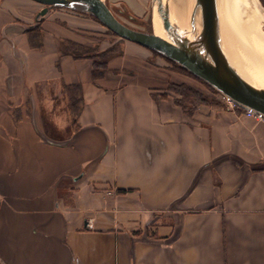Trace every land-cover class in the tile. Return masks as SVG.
Instances as JSON below:
<instances>
[{
    "label": "crops",
    "instance_id": "crops-1",
    "mask_svg": "<svg viewBox=\"0 0 264 264\" xmlns=\"http://www.w3.org/2000/svg\"><path fill=\"white\" fill-rule=\"evenodd\" d=\"M8 3L0 264H264V122L215 102L183 106L167 78L124 68L128 54L152 56L132 41L92 76L93 58L67 51L91 45L89 17L49 10L36 44ZM65 84L80 85L74 125Z\"/></svg>",
    "mask_w": 264,
    "mask_h": 264
},
{
    "label": "water",
    "instance_id": "water-1",
    "mask_svg": "<svg viewBox=\"0 0 264 264\" xmlns=\"http://www.w3.org/2000/svg\"><path fill=\"white\" fill-rule=\"evenodd\" d=\"M33 1L43 5L36 20L51 8L90 15L120 38L162 55L220 94L264 115V78L261 75L251 77L254 82L251 83L227 51L218 0H193L183 17L181 0H150L151 31L136 29L120 21L106 0ZM256 1L264 12V6Z\"/></svg>",
    "mask_w": 264,
    "mask_h": 264
},
{
    "label": "rangeland",
    "instance_id": "rangeland-1",
    "mask_svg": "<svg viewBox=\"0 0 264 264\" xmlns=\"http://www.w3.org/2000/svg\"><path fill=\"white\" fill-rule=\"evenodd\" d=\"M4 1L9 2L8 4L10 9L11 10L15 9L16 14L21 15V17L25 16V19L27 21L25 23L18 22V20H21V18L19 16L17 17L10 13L9 15L11 19L9 18L8 20L12 22L13 26L16 25L18 26V28L20 26V28H22L25 31H32V33L29 34V36L31 37L30 41H34V43L38 44L39 43L38 39H40L41 37L38 36L35 42L34 39H36V37L34 38L35 33H33V29L34 31H37V35H39L44 16L49 10L56 8L49 9L43 16H41L39 19L36 20L35 16L37 12L43 7V5L33 0H4ZM259 2L261 3L260 0ZM106 3L109 6V8L112 10V12L115 14V16L123 23L136 29L151 31L152 20H151L150 0H106ZM261 5L263 4L261 3ZM79 14L89 17L95 23V25H97V26L90 25L89 27L86 28V31H95L96 35H93L94 40L90 41L91 42L90 46L74 43V42L67 43L70 45L67 51H69L72 54V56L75 58L77 57L81 58L84 56L86 57L89 56L93 58L94 74H92V76H96L99 74V69L101 66L102 68L105 69V67L107 66L105 60H107L112 54H114V57L122 55L123 50L121 43L125 39L120 38L119 36L112 33L110 30L106 29L94 17L83 13H79ZM0 17L5 18L9 16L8 15L6 16L4 12H0ZM261 22H262L261 30L264 34V21ZM116 40L119 41L115 42ZM112 41H114L115 44L111 47V45L109 44H111ZM116 43L117 44L119 43L118 44L119 46ZM101 48L104 49L101 50ZM151 53L152 56L145 60L139 57V55L137 54L135 55V57H133L134 54H128L125 58L126 63L124 62V68L129 69V66H133V65L141 70L147 68L148 72L153 76H157L158 78H167V82L163 87V91H167L166 93H175L179 95L180 100H182L181 102L179 100V103L180 104L182 103L183 106H187V105L191 106L193 104L195 105L203 102L204 103L215 102L227 106L222 94H220L208 83L193 76L189 72L181 71L179 68H177V66H179L178 64L163 57L162 55L154 51H151ZM148 63L151 64V66L147 67L146 64ZM177 80H181V82H178ZM183 84L190 87V89L196 92L197 94H199V96L198 95L194 96L193 94H191L192 92L190 91V96L187 98L185 97L183 98V96L179 93V92L187 91V87L183 86ZM77 94L78 93H76V95Z\"/></svg>",
    "mask_w": 264,
    "mask_h": 264
},
{
    "label": "bare ground",
    "instance_id": "bare-ground-1",
    "mask_svg": "<svg viewBox=\"0 0 264 264\" xmlns=\"http://www.w3.org/2000/svg\"><path fill=\"white\" fill-rule=\"evenodd\" d=\"M193 0L180 1V14L192 6ZM221 27L228 52L245 78L261 75L264 78V34L261 21L264 12L256 0H218ZM189 10V9H188ZM247 62H245V58Z\"/></svg>",
    "mask_w": 264,
    "mask_h": 264
},
{
    "label": "trees",
    "instance_id": "trees-1",
    "mask_svg": "<svg viewBox=\"0 0 264 264\" xmlns=\"http://www.w3.org/2000/svg\"><path fill=\"white\" fill-rule=\"evenodd\" d=\"M260 1H261V3L264 6V0H260ZM27 32H28V34L32 33V31H27ZM33 33H35L34 34V38H35L36 35H37V31H34V29H33ZM177 68H179L181 71L188 72L185 69H183L182 67L177 66ZM93 74H94V72H93ZM183 86L187 87V91L186 92L185 91L184 92H179L183 96V98L184 97L185 98L189 97L190 96V91L192 92L191 94H193L194 96H197V95L199 96V94H197L196 92L191 90L190 87H188L187 85L183 84ZM79 90H80V85L79 84H70V85H68V84L66 85L65 84V86H64V91L66 92V95H67V98H68V108L71 111V122H72L73 125L75 124V121H76V118H77V112H75V109L72 108V105L76 101V98H75L76 92L79 91ZM181 101L182 100H180V102Z\"/></svg>",
    "mask_w": 264,
    "mask_h": 264
},
{
    "label": "built area",
    "instance_id": "built-area-1",
    "mask_svg": "<svg viewBox=\"0 0 264 264\" xmlns=\"http://www.w3.org/2000/svg\"><path fill=\"white\" fill-rule=\"evenodd\" d=\"M223 98H224L225 103H226V105H227L228 107H230V108H239V109H242V110H244V112H245L248 116L255 118L257 121H262V122H264V115H263V114H261V113L255 111V110H253V109L247 108V107H245V106H243V105H241V104H239V103H237V102H235V101L229 99L228 97L223 96Z\"/></svg>",
    "mask_w": 264,
    "mask_h": 264
}]
</instances>
